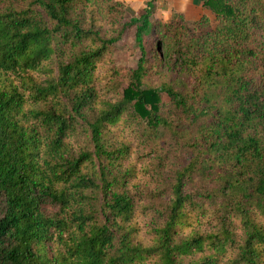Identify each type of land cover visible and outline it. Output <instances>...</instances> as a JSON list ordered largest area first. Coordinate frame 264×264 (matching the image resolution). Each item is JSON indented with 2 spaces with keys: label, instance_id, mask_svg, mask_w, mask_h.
Masks as SVG:
<instances>
[{
  "label": "trees",
  "instance_id": "obj_1",
  "mask_svg": "<svg viewBox=\"0 0 264 264\" xmlns=\"http://www.w3.org/2000/svg\"><path fill=\"white\" fill-rule=\"evenodd\" d=\"M154 8L0 0V264H264V0Z\"/></svg>",
  "mask_w": 264,
  "mask_h": 264
},
{
  "label": "crops",
  "instance_id": "obj_2",
  "mask_svg": "<svg viewBox=\"0 0 264 264\" xmlns=\"http://www.w3.org/2000/svg\"><path fill=\"white\" fill-rule=\"evenodd\" d=\"M125 4L129 17H136L143 12L147 0H119ZM203 0H154L155 18L166 22L172 12L181 14L185 23L196 21L206 13L202 8Z\"/></svg>",
  "mask_w": 264,
  "mask_h": 264
},
{
  "label": "rangeland",
  "instance_id": "obj_3",
  "mask_svg": "<svg viewBox=\"0 0 264 264\" xmlns=\"http://www.w3.org/2000/svg\"><path fill=\"white\" fill-rule=\"evenodd\" d=\"M125 6V4L123 3ZM125 20L129 18V11L127 10L125 6ZM209 21V25L213 26V15L206 10V13L204 14ZM153 19L152 21H156L160 23L158 18H155V8L153 12ZM163 23V22H162ZM187 27H190V23H185ZM153 39L150 36L144 37V48L146 51H149ZM139 53L136 47L133 44L132 40V30H129L124 34V36L117 42L112 48V63L116 67H126V68H134L135 63L138 59ZM163 101L165 100V97H162Z\"/></svg>",
  "mask_w": 264,
  "mask_h": 264
}]
</instances>
